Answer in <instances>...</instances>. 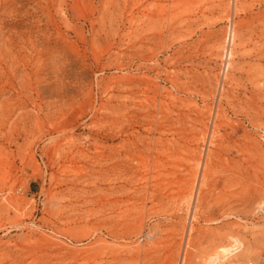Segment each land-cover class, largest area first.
<instances>
[{
    "label": "rangeland",
    "instance_id": "374dc122",
    "mask_svg": "<svg viewBox=\"0 0 264 264\" xmlns=\"http://www.w3.org/2000/svg\"><path fill=\"white\" fill-rule=\"evenodd\" d=\"M0 264H264V0H0Z\"/></svg>",
    "mask_w": 264,
    "mask_h": 264
}]
</instances>
